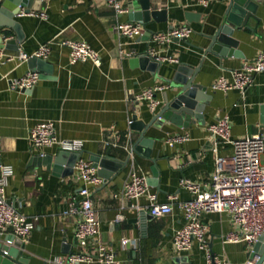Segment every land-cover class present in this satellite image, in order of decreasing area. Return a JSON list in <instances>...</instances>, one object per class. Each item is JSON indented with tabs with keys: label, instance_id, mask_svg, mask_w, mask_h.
I'll use <instances>...</instances> for the list:
<instances>
[{
	"label": "crops",
	"instance_id": "0c3cea01",
	"mask_svg": "<svg viewBox=\"0 0 264 264\" xmlns=\"http://www.w3.org/2000/svg\"><path fill=\"white\" fill-rule=\"evenodd\" d=\"M142 1L123 0L128 13L118 15L106 0H43L37 12L45 11L46 19L17 17L25 35L21 53L33 54L40 45L51 44V53L44 61L53 67V74L40 73L42 79L30 92L11 89L12 81L30 71L27 62L9 59L0 52V166L10 165L14 169L6 190L9 202L35 220L34 231L28 240H23L26 244L23 257L28 264H48L56 256L67 258L72 253L92 254L99 245L115 253L116 264H174L173 260L179 257H187L191 264H205L204 253L196 244L187 253H178L173 245L176 232L185 224L178 203L193 198L180 183L183 179L207 182L213 176L216 156L209 127L219 117L230 118L233 140L257 134L258 124H263L264 72L255 76L244 95L236 90L214 91L211 87L221 76L230 80L232 70L252 62L264 50V8L257 14L260 22L250 20L251 30L244 28L234 34L241 55L220 58L206 54L205 50L210 43L208 37L219 26L229 0L214 1L206 8L198 6L197 0H148L151 10L166 11V20H152L146 30L168 32L181 25L193 30L187 41L159 46L152 43L146 30L138 38L127 39L116 29L118 24L134 22L130 14L141 10ZM187 13L199 16L189 21ZM7 37L13 38L15 33L9 31ZM66 40L88 43L100 53L101 67L91 62L71 64L69 50L61 46ZM153 47L179 60V64L163 63L160 77L172 79L181 64L201 66L197 82L206 88L211 101L202 123L193 121L183 130L169 122L160 128L152 126L145 135L154 140L152 148L139 146L140 150L132 153L140 133L131 129L129 121L137 116L148 124L175 94L156 74L132 61ZM155 86L166 88L156 93L159 104L152 110L149 100L139 101L137 96ZM47 121L55 123L59 139L84 143L81 152L85 160L105 155L108 150L122 162L131 156L127 166L111 181L91 188L100 221L98 242L80 245L75 238L78 218L66 213L72 200L79 198L83 186L75 179V168L73 175L64 176L65 165L60 172L55 169L53 159L59 152L57 148H35L29 138L34 126ZM178 132L188 133L190 141L169 147L166 140ZM115 139L118 146L112 145ZM148 150L150 158L144 154ZM219 153L228 156L231 147L220 144ZM153 167L158 173V186L148 183L150 193L157 196L159 204L174 207L171 214L162 218L150 215L147 196L135 202L115 196L131 172H139L149 180L153 177ZM119 214L124 219L116 223ZM202 220L210 228L208 241L215 255L224 256L232 264H248L251 252L246 244L225 241L227 234L238 229L228 214L207 213ZM0 234V242L11 235ZM124 239L129 241L126 247L122 245Z\"/></svg>",
	"mask_w": 264,
	"mask_h": 264
},
{
	"label": "built area",
	"instance_id": "2783aa9c",
	"mask_svg": "<svg viewBox=\"0 0 264 264\" xmlns=\"http://www.w3.org/2000/svg\"><path fill=\"white\" fill-rule=\"evenodd\" d=\"M217 0H197L200 7L206 8ZM116 14L128 13L123 6V0H106ZM25 15L47 18L45 11H31L26 14L21 8L17 17ZM119 34L127 39H135L143 35L145 26L139 22H126L116 26ZM193 30L187 25H181L168 32H155L151 35V41L156 46L170 44L174 41H187ZM10 39V38H7ZM6 39V40H7ZM62 47L69 50L70 62H91L95 67H101L102 58L98 51L94 50L86 42L66 40ZM51 53V44L39 46L33 54L21 53V62H27L36 57L46 60ZM148 57L157 63L179 64V60L170 55L163 54L157 47L151 48ZM12 57H9V59ZM15 58V57H13ZM2 61L0 60V66ZM264 72V50L260 51L252 62L244 63L240 68L231 71V79L221 76L213 85L212 90L228 93L232 90L244 95L253 84L257 74ZM41 75L35 71H28L23 77L11 82L13 90H32L40 82ZM166 86H155L137 96V100H149L152 110L159 104L155 96L162 92ZM133 121H129L131 125ZM257 134L246 136L242 139L231 138V121L228 116L219 117L209 127L210 136L214 141L213 152L216 156V169L207 182H193L188 179L181 180L180 186L190 192L193 198L178 203L185 224L179 229L173 239V245L178 253H187L196 244L204 253L205 264H232L224 256L215 255L209 246V226L202 220V216L211 214H228L237 225V232H231L225 236L226 242L245 243L247 249L252 252L256 243L264 235V124H258ZM29 138L35 148L55 147L58 151L81 152L84 143L79 140H61L57 137L55 123L52 121L41 122L34 126L29 133ZM117 139V138H116ZM114 146H118L117 140ZM190 141L188 133H176L166 140L169 147L182 145ZM229 145L231 154L228 156L219 153V145ZM110 146V144H107ZM75 179L83 183L79 191V198L72 200L69 215L78 218L75 229V238L82 246L90 241H97L100 234V221L94 207L91 188L100 187L106 182L99 175V168L89 160L79 159L75 165ZM14 169L10 165L0 166V233H9L23 242L28 240L35 229V220L25 216L11 202H9L6 190ZM116 197L135 202L143 196L150 200L149 213L154 218H162L171 214L174 210L172 204H159L157 196L150 193V186L145 175L133 171L121 191ZM172 200L176 197L172 196ZM140 209L137 205H132ZM122 214L116 217V223L122 222ZM128 240H123L126 247ZM260 256L249 260L248 264H256ZM116 264L117 258L114 252L99 245L92 254L72 253L67 258L56 256L48 264Z\"/></svg>",
	"mask_w": 264,
	"mask_h": 264
},
{
	"label": "water",
	"instance_id": "95a60500",
	"mask_svg": "<svg viewBox=\"0 0 264 264\" xmlns=\"http://www.w3.org/2000/svg\"><path fill=\"white\" fill-rule=\"evenodd\" d=\"M42 3L43 0H0V52L3 55L19 58L21 44L25 40V35L21 23L16 18L21 8L25 9V13L28 14L31 11H39ZM141 7L140 11H133L130 14L131 21L142 23L146 27L152 20L156 22L166 20V11L151 10L148 0H143ZM262 8H264V0H229L219 26L214 34L208 37L210 43L205 53L220 58L240 56L241 52L238 51L239 40L234 37V34L235 32L242 31L244 28L251 30L249 26L250 20L260 22L261 19L257 14ZM198 16L194 13L186 14L189 21L197 19ZM9 31H13L15 37L7 39ZM152 34L151 30H146L148 37ZM132 61L133 63H139L143 69L147 68L150 72L156 74L159 80L165 82L175 90V94L167 99L161 110L153 116L148 124L140 121L137 116L134 117L131 129L139 132L140 137L132 153L139 151V146L146 149L152 148L154 140L145 136L152 126L160 128L165 122H169L178 129L183 130L188 129L193 121L202 123L203 114L206 107L210 105L211 96L207 94L206 88L197 82L201 66L193 68L187 64H181L176 68L172 79H167L159 76L162 64L153 61L147 54L135 57ZM27 64L32 71L46 75L53 74V67L42 59L32 57L27 61ZM24 92H30V90H24ZM261 122L264 124V105L261 106ZM149 151L144 154L150 158L151 152ZM82 154V152L59 151L53 159L55 169L60 172L61 167L65 165L64 176L73 175L75 165L82 158ZM130 157H128L127 161L122 162L113 157L111 151L108 150L105 155L92 156L91 161L99 168V175L109 182L120 170L127 166ZM148 183L158 186V173L155 167H153V177L148 180ZM14 243L17 246H11ZM25 246L24 242L14 238V236H6L4 242H0V264H28V260L23 257ZM256 256H260V260L256 264H263L264 235L255 244L249 255V260L254 259ZM173 263L191 264L187 257L175 258Z\"/></svg>",
	"mask_w": 264,
	"mask_h": 264
}]
</instances>
